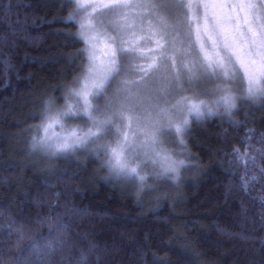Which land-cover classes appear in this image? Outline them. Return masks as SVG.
I'll return each instance as SVG.
<instances>
[{"label": "trees", "instance_id": "16d2710c", "mask_svg": "<svg viewBox=\"0 0 264 264\" xmlns=\"http://www.w3.org/2000/svg\"><path fill=\"white\" fill-rule=\"evenodd\" d=\"M73 11L67 0H0V264H264V100L191 118L184 144L171 132L178 177L153 176L151 164L143 183L117 175L95 143L33 148L88 64L77 17L64 22ZM235 148L255 163L245 168Z\"/></svg>", "mask_w": 264, "mask_h": 264}, {"label": "snow or ice", "instance_id": "6c2138e0", "mask_svg": "<svg viewBox=\"0 0 264 264\" xmlns=\"http://www.w3.org/2000/svg\"><path fill=\"white\" fill-rule=\"evenodd\" d=\"M67 4L74 5V11L65 23H74L83 14L76 40L85 45L81 54L86 56L88 64L84 74L77 78L79 86L65 96L63 110L45 112L40 125L43 135L33 137L34 149L44 148L53 154L74 151L105 139L109 130L115 129L114 142L97 144V149L107 156L111 171L143 183L146 176L140 174L141 166L145 159H152L153 163H161L165 173L172 172L178 177L183 161H174L163 148L158 149L162 129H174L179 143L184 144L182 136L189 123L186 118L181 119L185 110L199 117L203 110L210 113L213 106L223 105L230 113L236 107L237 97L231 89L218 87L216 91L221 94L212 105L200 99L198 93L181 96L171 107L166 101L159 103L167 95L168 85L173 80L179 81V73L171 74L176 68L177 54L182 57V68L190 81L199 76L214 77L227 85L239 78L247 82V97L264 99V0H235L219 5L184 0H67ZM201 8L227 11H205L201 19L197 15ZM178 9L185 10L186 19L177 18L171 23L169 18ZM110 13L118 16L115 21L118 37L104 31L103 17ZM188 13L192 16L188 17ZM146 18L148 23L144 26ZM137 20L142 34L135 31ZM184 24H188L185 39L189 42L186 47L178 48L177 40H170L169 36ZM142 42L152 47L145 49ZM128 56L144 61L132 65L139 79L121 81L116 103L108 99L103 108L95 105L93 101L102 97L111 80L119 75L120 58ZM71 98H75V104L69 102ZM68 118H86L89 126L56 136L52 130L57 125L63 128L62 121ZM138 133L142 140L137 139ZM233 155L245 168L249 162L255 163V157L247 152L241 154L238 148L233 149ZM247 179L249 183L256 181L254 176ZM240 183L247 192L245 179L241 178ZM61 227L66 225L61 223ZM48 247L51 249L52 245Z\"/></svg>", "mask_w": 264, "mask_h": 264}, {"label": "rangeland", "instance_id": "374dc122", "mask_svg": "<svg viewBox=\"0 0 264 264\" xmlns=\"http://www.w3.org/2000/svg\"><path fill=\"white\" fill-rule=\"evenodd\" d=\"M186 2L201 3V4H203V3H208V4L215 3V4L219 5V4H223V3L235 2V0H186ZM205 11H208L209 13H211L212 11H216V12L227 11V9L209 8V9L205 10L204 8H201V9H199L197 15L202 19L204 14H205ZM82 15L83 14H81V16ZM81 16H77V21L79 24L81 23ZM188 16L191 17L192 14L189 13ZM117 19H118V16L115 13L105 14L103 17L104 31L107 32V34L109 36L118 37V35H119L117 27L115 25V21ZM180 19H186V16L181 17ZM170 21H171V19H170ZM147 23H148V19L146 18L143 21V25L146 26ZM140 27H141V23L139 20H137L135 31L138 34H142V33H140ZM195 27H196V24L193 23L192 28L194 29ZM187 31H188V24H184L183 26L180 27V30L178 32L170 35L169 39L170 40L173 38L176 39L178 48L182 47V46L186 47L188 42H189L188 40L185 39V33ZM192 39H195L194 33H193ZM142 46L145 49L152 47V45L147 43V42H142ZM121 60L124 62V65L122 67H120L119 75L115 77V79H117V80L116 81H115V79L111 80V82L114 81V85L110 90V94L108 95V99H113L114 103H116L117 100L119 99L116 97V93H117L118 89L120 88V84H121L122 80H124V79H127V80L139 79V77L137 75H132L131 73L129 74L130 71L128 69V67H130V65L133 64V62L135 60H138V59H136V57H134V56H128V57H121L120 61ZM182 62H183L182 57L179 54H177L176 55V68H175L174 72H172L171 74L179 73V77H180L179 81L177 82V81L173 80L168 85L167 95L162 97L158 101L159 103L164 104L166 101L167 106L171 107L172 105L176 104V102L181 98V96H192L194 93H198L200 99L206 100L209 103V105H212L213 101H215L218 98V96L221 94V93L216 91L218 87H227V88L231 89L232 93L237 97L236 107H238L240 100L241 101L245 100V102H248L249 104H253L256 106L261 104V102L264 100L262 98H249V97H247V95H246V91H247V87H248L247 82L242 80V79H239V78L229 82L227 85L221 84L220 80L218 78H214V77L213 78H206L204 76H199L198 79H194V80L190 81L189 80V74L182 68ZM141 63H144V61L141 60L139 64H141ZM240 94H242V97L239 96ZM106 101H104V102L106 103ZM99 103H102V102H99ZM105 103L102 104L103 105L102 107H100V105H98V106L100 108H103ZM234 110H235V108L231 112H233ZM54 111H57V110H54ZM217 112L227 114V111L225 110L223 105H216V106L212 107V111L210 113L206 109L203 110V114L199 117H197L195 114L189 115V114H187V112L185 110L181 115V119L186 118L188 121H190L191 118H193V117L201 118L203 116L212 115V114L217 113ZM80 115H82V113ZM43 119H42V122H43ZM79 119H85L86 120V118H79ZM42 122H41V124H42ZM62 123L64 125L63 128H61L59 125H57L52 130V132L56 133V136L62 137L63 135H66L67 132L73 128H84V129L87 128V127H83V125L77 126L74 123L65 122V120H63ZM41 124H39V125H41ZM40 130L41 129L39 126V131ZM173 131H174V129H169L167 127L162 129L161 133L158 136V139L160 142L158 145V149L163 148L170 155L171 159L176 161V159H174L172 157V155L170 154L169 147H167L168 144L172 143L171 132H173ZM42 135H43V132L41 130L40 136H42ZM50 135H51V132H50ZM53 139L55 140L56 137L54 136ZM115 139H116L115 129H111V130H109V134L105 137V139H103L101 141H97L94 145H95V147H97V144L114 142ZM137 139L142 140L143 136L138 133ZM178 141H179V138L177 139V142ZM141 158H143V157H141ZM150 164L152 165V167H151L152 169H150L149 172H151L150 174L153 176H158V175H164L165 176V175L175 174L172 172L165 173L164 168L161 166V163L159 161H157L156 163H153L152 159H145V162L142 164L141 169L144 170V165H150ZM142 174L145 175L146 170Z\"/></svg>", "mask_w": 264, "mask_h": 264}]
</instances>
